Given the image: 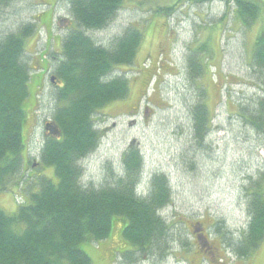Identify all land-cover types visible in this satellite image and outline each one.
<instances>
[{"label":"rangeland","instance_id":"374dc122","mask_svg":"<svg viewBox=\"0 0 264 264\" xmlns=\"http://www.w3.org/2000/svg\"><path fill=\"white\" fill-rule=\"evenodd\" d=\"M258 1L262 4L259 17L263 18L264 0ZM235 3L124 0L106 29L91 32L105 46L131 27L139 28L143 38L134 64L114 71L129 79L130 92L96 115L99 144L82 160L81 174L83 183H105L123 170V157L129 147L137 146L144 158L146 181L157 172L169 177L173 199L162 216L168 220L182 218L188 223L212 218L220 226L213 232L225 240L227 232L233 239L244 236L250 222L247 187L264 174V134L237 115L243 105L251 110L264 99V73L253 60L255 39L264 18L245 27L235 19ZM162 5L175 10L159 14L155 9ZM38 14L51 15L52 26L50 31L38 29L25 45L31 81L25 102L28 149L23 154L27 159L25 173L33 182L37 175L57 179L53 166H41V152L50 134L45 127L54 122L52 116L58 104L50 77L62 56L63 38L75 20L70 0H14L0 14V37L23 21L33 22ZM192 54L197 55L202 67L197 77L191 73ZM201 101L212 117V128L203 145L192 128L190 110ZM36 163L40 170L33 167ZM18 193L24 200L30 198L18 186L0 193V207L7 213L16 212L18 202L23 201L20 194L16 196ZM122 224L120 219L114 221L113 241L118 240ZM81 247L93 264H105L99 243L83 242ZM181 256L175 248L164 263L156 264H187ZM245 258L247 264H264V239ZM151 263L143 260L140 264Z\"/></svg>","mask_w":264,"mask_h":264},{"label":"trees","instance_id":"16d2710c","mask_svg":"<svg viewBox=\"0 0 264 264\" xmlns=\"http://www.w3.org/2000/svg\"><path fill=\"white\" fill-rule=\"evenodd\" d=\"M13 1L0 0V14ZM123 1L70 0L75 22L63 38L62 56L54 70L57 83L53 98L58 104L52 120L61 135L47 134L41 152V166H53L56 180L37 175L33 182L25 173L27 159L23 154L28 149L25 102L31 81V68L25 59L26 40L42 27L50 31L51 15L38 14L33 22L23 21L0 37V193L18 186L30 196L14 213L0 207V264H93L81 244L107 239L116 219L125 224L127 221L123 238L137 249L135 255L140 258L150 252L156 259L166 247L170 249L174 236L162 212L171 205L172 186L162 172L145 180L144 158L137 146L129 147L123 157V170L105 183L94 186L81 181L82 160L100 140L96 115L109 103L129 95V79L115 72L134 64L143 38L136 27L127 29L108 46L92 37L91 32L108 27ZM235 1V19L245 27L264 18L259 17L262 4L258 0ZM173 9L162 5L155 11L167 14ZM254 47V63L264 73V26L259 29ZM189 61L191 73L200 76L202 67L197 55L192 54ZM249 108L243 105L237 115L252 122L263 135L264 99L257 107ZM190 110L192 128L203 145L212 128V117L204 101ZM247 191L250 222L241 239L244 252L239 246L232 248L246 257L264 239V174L253 180Z\"/></svg>","mask_w":264,"mask_h":264},{"label":"flooded vegetation","instance_id":"af4514ba","mask_svg":"<svg viewBox=\"0 0 264 264\" xmlns=\"http://www.w3.org/2000/svg\"><path fill=\"white\" fill-rule=\"evenodd\" d=\"M126 224H122L118 240L113 241L111 233L107 239L99 242L104 249L105 264H108L109 261H111V264H140L143 260L153 262L151 264L164 263L169 253L175 248L180 250L181 258L187 264H203L205 262L209 264H247L244 255L232 251V248L239 246L240 250L244 252L242 238L233 239L231 234L227 232V239L225 240L223 236L221 239L220 234L212 230L218 227L217 224H214L212 218L190 223L182 218L167 220L174 239L170 244L169 251L166 247L162 255L159 254L156 259H153L150 252L144 253L141 258L140 255H135L137 249L128 244L123 238ZM225 244H227L228 250H226Z\"/></svg>","mask_w":264,"mask_h":264},{"label":"water","instance_id":"95a60500","mask_svg":"<svg viewBox=\"0 0 264 264\" xmlns=\"http://www.w3.org/2000/svg\"><path fill=\"white\" fill-rule=\"evenodd\" d=\"M51 81L55 82V77L54 76H51ZM45 128H46V130H48L50 132V134L58 135V136L61 135V131H60L58 125H56L54 122L47 123ZM33 167L36 168L37 164H34Z\"/></svg>","mask_w":264,"mask_h":264}]
</instances>
